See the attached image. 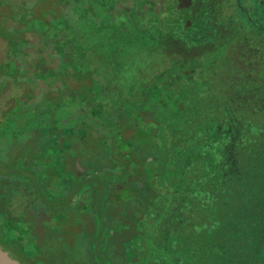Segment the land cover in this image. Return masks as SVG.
Listing matches in <instances>:
<instances>
[{
	"label": "trees",
	"instance_id": "16d2710c",
	"mask_svg": "<svg viewBox=\"0 0 264 264\" xmlns=\"http://www.w3.org/2000/svg\"><path fill=\"white\" fill-rule=\"evenodd\" d=\"M101 1L50 11L48 78L78 71L92 91L99 76L115 93H90L116 103L110 133L145 136L133 154L160 195L144 223L151 245H140L149 264H264V0L256 16L242 0L192 11Z\"/></svg>",
	"mask_w": 264,
	"mask_h": 264
},
{
	"label": "rangeland",
	"instance_id": "374dc122",
	"mask_svg": "<svg viewBox=\"0 0 264 264\" xmlns=\"http://www.w3.org/2000/svg\"><path fill=\"white\" fill-rule=\"evenodd\" d=\"M194 1L176 0L186 11L222 2ZM254 1L242 4L256 16ZM60 8L69 7L59 0H0V246L23 264H149L152 256L140 245H151L144 223L160 195L144 157L133 154L146 138L133 137L132 127L121 131L125 117L121 135L110 133L116 103L91 99L92 91L115 94L101 92L104 79L97 76L91 91L78 71L48 78V66L57 63L44 42L48 17ZM35 210L43 212L39 218Z\"/></svg>",
	"mask_w": 264,
	"mask_h": 264
},
{
	"label": "water",
	"instance_id": "95a60500",
	"mask_svg": "<svg viewBox=\"0 0 264 264\" xmlns=\"http://www.w3.org/2000/svg\"><path fill=\"white\" fill-rule=\"evenodd\" d=\"M0 264H23L9 249L0 246Z\"/></svg>",
	"mask_w": 264,
	"mask_h": 264
},
{
	"label": "flooded vegetation",
	"instance_id": "af4514ba",
	"mask_svg": "<svg viewBox=\"0 0 264 264\" xmlns=\"http://www.w3.org/2000/svg\"><path fill=\"white\" fill-rule=\"evenodd\" d=\"M32 212H33L34 216H37V218H39V215L43 213L42 211H39V210H35ZM38 231H41V230H38Z\"/></svg>",
	"mask_w": 264,
	"mask_h": 264
}]
</instances>
